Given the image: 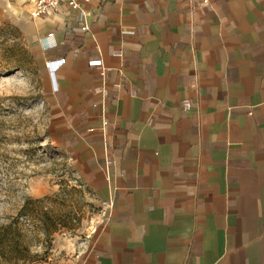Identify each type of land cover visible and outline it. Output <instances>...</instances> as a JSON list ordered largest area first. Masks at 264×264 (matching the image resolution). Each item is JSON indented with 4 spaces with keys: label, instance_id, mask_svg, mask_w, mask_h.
Here are the masks:
<instances>
[{
    "label": "crops",
    "instance_id": "0c3cea01",
    "mask_svg": "<svg viewBox=\"0 0 264 264\" xmlns=\"http://www.w3.org/2000/svg\"><path fill=\"white\" fill-rule=\"evenodd\" d=\"M91 3L86 34L49 14L28 35L44 64L65 58L50 138L106 210L69 264H264V0ZM136 26L149 32L122 35ZM121 78L107 101L92 90Z\"/></svg>",
    "mask_w": 264,
    "mask_h": 264
},
{
    "label": "rangeland",
    "instance_id": "374dc122",
    "mask_svg": "<svg viewBox=\"0 0 264 264\" xmlns=\"http://www.w3.org/2000/svg\"><path fill=\"white\" fill-rule=\"evenodd\" d=\"M34 6L0 0V264H69L106 210L51 141L47 71L28 39Z\"/></svg>",
    "mask_w": 264,
    "mask_h": 264
},
{
    "label": "built area",
    "instance_id": "2783aa9c",
    "mask_svg": "<svg viewBox=\"0 0 264 264\" xmlns=\"http://www.w3.org/2000/svg\"><path fill=\"white\" fill-rule=\"evenodd\" d=\"M92 0H34L35 6L33 10L31 11V16L32 17H45V15H61L63 17L68 16L72 17L77 22V25L71 28V33H83L86 34L89 31L88 26V17L91 13V9L93 8V4L91 3ZM85 4H90L88 10L84 8ZM207 5V4H206ZM102 18H106L105 14H100ZM148 31V26L142 27V26H136L134 28H124L122 29L121 33L123 36L127 37H134L138 38L142 35L147 34ZM34 41H39L41 46L44 49H48L51 47L57 46V41L55 40V32L54 31H49L46 33V35L42 37H36L34 38ZM124 49H119V50H113L112 54L113 55H118V56H123L124 55ZM65 62V58H60L56 60H49L45 62V67L49 71V77H50V82H51V90L50 92H54L57 90V85H56V80H55V71L56 69ZM92 65H99L98 60H91L90 61ZM100 77L99 79H104L101 80L102 82L107 79V75L110 72L109 68H102L100 67ZM141 70V77H146L147 72H146V64H142L140 67ZM122 78L114 82L112 84V89L106 88L103 85H97L95 87H92V90L94 93H101L104 98L108 99V96L113 93V95L117 96L118 92H120V88L123 84L121 81ZM188 80V78H186ZM180 106L183 113L196 105L197 103L194 102L192 99H184L180 101ZM91 105L95 107L96 105L94 102L91 101ZM81 117L83 119H86L87 112L82 111L80 113ZM103 122L107 127V132L108 134H113L114 128L116 127L117 124H120L119 121L111 122L108 120L107 117H104ZM150 124L153 122V117H150L149 121ZM124 143L121 141L118 143V145L122 146ZM108 152L111 150L110 147L107 148ZM108 161L107 164L108 166H114L115 165V159L111 153H108Z\"/></svg>",
    "mask_w": 264,
    "mask_h": 264
},
{
    "label": "bare ground",
    "instance_id": "6f19581e",
    "mask_svg": "<svg viewBox=\"0 0 264 264\" xmlns=\"http://www.w3.org/2000/svg\"><path fill=\"white\" fill-rule=\"evenodd\" d=\"M23 0H18V2H22Z\"/></svg>",
    "mask_w": 264,
    "mask_h": 264
}]
</instances>
